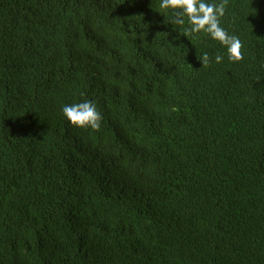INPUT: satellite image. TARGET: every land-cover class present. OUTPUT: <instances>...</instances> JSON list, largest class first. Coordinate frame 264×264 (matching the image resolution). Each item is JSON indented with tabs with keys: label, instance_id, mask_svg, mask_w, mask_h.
Returning <instances> with one entry per match:
<instances>
[{
	"label": "trees",
	"instance_id": "1",
	"mask_svg": "<svg viewBox=\"0 0 264 264\" xmlns=\"http://www.w3.org/2000/svg\"><path fill=\"white\" fill-rule=\"evenodd\" d=\"M161 2L0 0V264H264V0Z\"/></svg>",
	"mask_w": 264,
	"mask_h": 264
},
{
	"label": "clouds",
	"instance_id": "2",
	"mask_svg": "<svg viewBox=\"0 0 264 264\" xmlns=\"http://www.w3.org/2000/svg\"><path fill=\"white\" fill-rule=\"evenodd\" d=\"M227 0H222L219 5L209 4L204 0H162L161 8H174L182 10L181 16H187L192 25L191 32L207 31L215 40L224 45L229 54V59L239 61L243 59L241 49L243 47L240 39L235 35H229L228 32L220 26V18L225 14ZM178 16L175 23H184V20ZM222 56L217 55L215 60L221 62ZM203 64H209V56L204 53L202 56ZM63 115L73 125L78 127L90 126L98 130L100 120L102 119L95 104L90 101L82 103L65 105L62 108Z\"/></svg>",
	"mask_w": 264,
	"mask_h": 264
}]
</instances>
